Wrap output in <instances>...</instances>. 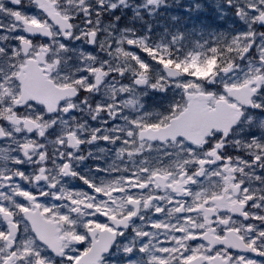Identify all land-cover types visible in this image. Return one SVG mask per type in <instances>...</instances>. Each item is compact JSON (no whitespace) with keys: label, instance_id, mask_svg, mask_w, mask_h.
<instances>
[{"label":"snow or ice","instance_id":"snow-or-ice-1","mask_svg":"<svg viewBox=\"0 0 264 264\" xmlns=\"http://www.w3.org/2000/svg\"><path fill=\"white\" fill-rule=\"evenodd\" d=\"M0 264H264V0H0Z\"/></svg>","mask_w":264,"mask_h":264}]
</instances>
